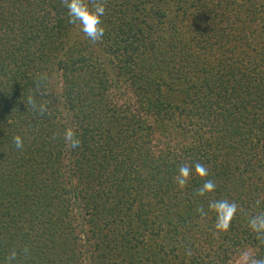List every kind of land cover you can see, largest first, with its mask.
<instances>
[{"label":"trees","instance_id":"1","mask_svg":"<svg viewBox=\"0 0 264 264\" xmlns=\"http://www.w3.org/2000/svg\"><path fill=\"white\" fill-rule=\"evenodd\" d=\"M104 6L92 42L62 0H0V264L264 258V0ZM194 162L208 176L179 188ZM221 199L238 211L217 234Z\"/></svg>","mask_w":264,"mask_h":264},{"label":"clouds","instance_id":"2","mask_svg":"<svg viewBox=\"0 0 264 264\" xmlns=\"http://www.w3.org/2000/svg\"><path fill=\"white\" fill-rule=\"evenodd\" d=\"M62 4L67 9L69 23L78 25L80 31L92 42H98L103 39L105 29L102 26V17L105 14L104 0H97L94 8L90 7L86 0H62ZM43 112L44 109L41 108ZM66 141L70 142L72 149L80 147L81 141L76 133L71 130L65 132ZM13 142L17 149H23V140L20 136H15ZM199 178L208 176V169L199 162H194L192 165L185 164L178 170L175 183L183 189L190 176L193 174ZM216 189V184L211 179H205L202 186L195 193L199 197H206L213 193ZM208 209L215 215V232L217 234L226 233L238 211V205L235 202H230L227 199L210 200ZM201 216H206L208 213L203 208L199 209ZM249 228L257 233L258 236L264 237V214L251 217L249 220ZM26 251V250H25ZM17 257V253L13 251L8 257L9 264ZM250 264H264V258H252Z\"/></svg>","mask_w":264,"mask_h":264},{"label":"rangeland","instance_id":"3","mask_svg":"<svg viewBox=\"0 0 264 264\" xmlns=\"http://www.w3.org/2000/svg\"><path fill=\"white\" fill-rule=\"evenodd\" d=\"M251 252L246 253L245 255H243L241 258H239L238 260H236L234 263L232 264H246L248 262L249 256H250Z\"/></svg>","mask_w":264,"mask_h":264}]
</instances>
